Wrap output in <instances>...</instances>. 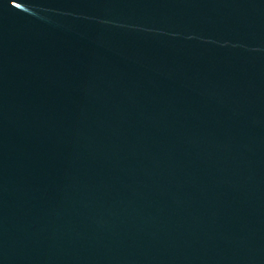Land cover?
<instances>
[{"label":"water","instance_id":"1","mask_svg":"<svg viewBox=\"0 0 264 264\" xmlns=\"http://www.w3.org/2000/svg\"><path fill=\"white\" fill-rule=\"evenodd\" d=\"M0 264H264V0H0Z\"/></svg>","mask_w":264,"mask_h":264}]
</instances>
